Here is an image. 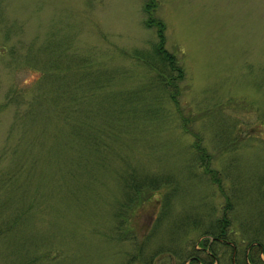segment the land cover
Listing matches in <instances>:
<instances>
[{
	"label": "rangeland",
	"instance_id": "obj_1",
	"mask_svg": "<svg viewBox=\"0 0 264 264\" xmlns=\"http://www.w3.org/2000/svg\"><path fill=\"white\" fill-rule=\"evenodd\" d=\"M143 1L0 0V264H136L135 241L145 245L141 258L161 253L152 264H171L170 249L192 255L224 208L196 167L214 169L229 197L228 238L264 248V0H158L163 47L183 68L176 104L149 92V71L127 56L154 40L141 26ZM42 45L54 55L42 56ZM62 50L117 69L108 88L138 92L135 107L154 106L156 117L110 121L114 134L89 156L62 118L38 124L40 109L23 118L17 109L34 101L37 83L50 79L48 59ZM10 91L21 98L8 100ZM83 103L75 123L98 101ZM195 154L209 163L197 165ZM124 167L160 183L127 218L118 208Z\"/></svg>",
	"mask_w": 264,
	"mask_h": 264
},
{
	"label": "trees",
	"instance_id": "obj_2",
	"mask_svg": "<svg viewBox=\"0 0 264 264\" xmlns=\"http://www.w3.org/2000/svg\"><path fill=\"white\" fill-rule=\"evenodd\" d=\"M157 2L158 0H144L141 5V12L145 17L141 26L152 29V35L154 37L153 42L148 44V48H135V50L131 51L127 56L129 59H133L134 62L138 61L143 68L149 71L148 75L154 82L147 86L150 89L149 92L155 87L154 90L156 94H160L161 91H163L168 101L176 104V101L173 100H176L175 96L178 94V87L176 86L183 77V68L178 64V60L173 53L163 47L165 43L163 36L165 26L162 25L161 19L153 14L156 10ZM40 48L42 49H38V51L42 56L48 54L50 56L54 55V50H50L49 46L42 45ZM58 52L59 55L55 58L52 60L48 59L50 60L48 61L49 65L46 62L49 69H45L42 72V78L47 76L50 79L47 81L44 80V82H42V79L37 83L38 85L34 93L36 95L34 101L30 103V106H25L24 109H17L23 118L31 116V112L35 111V109H40V114L43 116L42 121L36 122L38 124L45 123L46 120L53 115L62 118L64 123L67 122L69 124V133L75 138L76 142L79 143L80 150L89 156V153L98 154L99 148L102 147L101 140H103L102 138L104 136L111 137V132L114 134V131L108 129L113 127L109 126L110 121L117 122L119 118L121 123L118 128H120L121 125L126 122L121 118L123 116L130 119L140 118L146 120L156 117L159 110H156L154 106L152 108L150 105H137L140 107L139 109L135 107L136 102L133 97L137 96L138 92L135 94L134 90H127V92L121 90L120 92L114 91L116 93V95H114L113 91L108 88L111 83V78L113 77L114 79L117 74V69L114 72L109 70L104 71L101 70V67L96 68L97 66L94 67L88 64L85 61L86 59H82L83 57L81 56H67L63 50V55L60 51ZM33 59H35L34 56L32 57V60ZM71 64L74 67L67 70ZM43 65L44 63L42 62V67ZM66 74L67 76H65ZM118 74L123 75L122 72H118ZM102 88L105 91L101 90ZM96 89L100 92L97 93ZM140 90L142 89L140 88L139 91ZM7 95L8 100L12 101L21 98L18 92L11 93L10 91ZM111 100L114 102H111ZM76 101L84 102V105L89 101L94 103L98 101V104L96 106L88 104L89 107L86 108V111L82 110L84 117L88 118L86 120H81L79 123H75L71 120L70 115L77 107L78 102L76 103ZM4 103L6 104L8 102ZM120 103L123 104L120 105ZM1 108L3 109L2 106H0V109ZM107 111L109 118L105 121L101 117L106 114ZM77 112L76 109V111H74L75 115ZM15 114H18V112L16 111ZM34 115L35 114H33V116ZM93 118L95 120L102 119L100 122L101 126L95 127L96 122L93 121ZM194 158L199 166L209 163L208 159L200 158L198 154H195ZM93 159L95 158L93 157ZM32 162L36 163L37 161L32 159ZM196 168L200 170L202 175L208 177L212 185L217 188L218 193L224 200V208L222 214L216 220L215 226L211 227L212 230L208 227V229L195 240L192 248L194 254L191 255L189 250L184 254L183 250L178 252L177 250L170 249L173 251L171 253L172 255L170 254L171 258H169L171 264H264L261 257H264V248L260 245L261 243L259 241L255 240L248 242L242 250L240 247H236V243L228 238L227 235L230 231L228 227L229 220L226 219L225 216L228 211L226 205H229V197H227L225 193L223 194L221 187H219L220 179L216 176V171L214 169L211 170L209 167ZM127 169V167L122 169L120 182H123V184L119 191L120 197L118 200L120 202L118 203V208L119 210L124 208L123 211L126 212V218L128 217V209H132L135 202L143 198L144 190L152 192L158 190L160 185L159 181L154 177L147 178L144 175L142 177L135 171L130 170V172ZM162 178V180H166V178ZM119 210L116 212L117 216L121 215L122 211L120 212ZM161 218L160 216L154 218L155 223L151 230L154 231L155 226L160 223L159 220ZM126 227L127 232L129 230L128 224H126ZM144 236H142V238H144ZM147 236L148 235L145 237ZM135 242L134 246L138 248L136 250L137 255L133 256H138L136 264H152V259L160 252H155L152 256L148 255L146 258H141V250L145 248V245L138 241ZM228 252L229 255L226 257ZM177 254L180 257L177 258V261L174 260V262L172 256L178 257Z\"/></svg>",
	"mask_w": 264,
	"mask_h": 264
},
{
	"label": "water",
	"instance_id": "obj_3",
	"mask_svg": "<svg viewBox=\"0 0 264 264\" xmlns=\"http://www.w3.org/2000/svg\"><path fill=\"white\" fill-rule=\"evenodd\" d=\"M233 262V261H232Z\"/></svg>",
	"mask_w": 264,
	"mask_h": 264
}]
</instances>
